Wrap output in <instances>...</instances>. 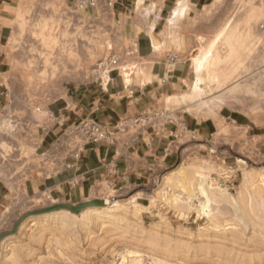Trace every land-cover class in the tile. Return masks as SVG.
Instances as JSON below:
<instances>
[{
	"label": "rangeland",
	"instance_id": "1",
	"mask_svg": "<svg viewBox=\"0 0 264 264\" xmlns=\"http://www.w3.org/2000/svg\"><path fill=\"white\" fill-rule=\"evenodd\" d=\"M85 1L19 2L0 125V181H18L11 186L13 197L0 206V264H264V137L250 143L243 130L224 121L209 141L178 139L172 146L177 160L154 178L145 206L112 188L79 203L107 204L76 214L49 210L79 204L46 195L22 199L25 179L59 169L43 166L44 156L35 150L33 124H40L47 103L71 85L106 80L100 67L110 58L118 60L122 74L131 70L121 63L127 43L111 14L90 15L96 2L92 7ZM198 17L202 30L186 55L195 80L180 99H167L166 108L216 118L228 107L264 134V0H209ZM203 58L197 72L193 63ZM198 78V94L186 98ZM22 116L34 119L27 148ZM21 147L28 159L22 170L16 151Z\"/></svg>",
	"mask_w": 264,
	"mask_h": 264
},
{
	"label": "crops",
	"instance_id": "2",
	"mask_svg": "<svg viewBox=\"0 0 264 264\" xmlns=\"http://www.w3.org/2000/svg\"><path fill=\"white\" fill-rule=\"evenodd\" d=\"M69 1L75 4L80 0ZM19 2L0 0V125L7 89L5 77L10 65L7 47L15 35ZM95 2L89 14L98 15L100 10L111 14L120 37L127 43V58L121 63L131 67V75L124 78L121 71H112L106 84L96 80L65 88L47 103L40 124H33L30 116H22L20 136L24 147L27 148L28 127L33 124L35 150L37 155L44 156L43 166L59 167L51 176L25 179L20 187L25 202L28 197L46 195L53 202L79 204L96 199L112 188L130 192L138 205L145 206L144 201L149 202L152 196L154 178L176 162L172 146L179 138L189 135L209 141L221 128L218 127L221 121L243 130L250 143L264 137L257 132L258 126L252 119L228 107L222 108L216 118L196 116L179 107L166 108L167 99H180L195 80L186 55L190 42L202 30V24L197 22L198 14L209 0ZM10 84L8 81V88ZM167 114L172 121L167 120ZM84 119L112 126L124 119H139L145 126L132 140L118 134L120 140L116 144L90 143L78 156H64L66 148H56L57 143L68 129ZM22 148L16 150L21 154V170L28 166ZM259 148L264 155V142ZM50 152L53 155L45 158ZM10 181L17 183L18 177ZM12 183L0 181V206L13 197Z\"/></svg>",
	"mask_w": 264,
	"mask_h": 264
},
{
	"label": "built area",
	"instance_id": "3",
	"mask_svg": "<svg viewBox=\"0 0 264 264\" xmlns=\"http://www.w3.org/2000/svg\"><path fill=\"white\" fill-rule=\"evenodd\" d=\"M83 4L85 6H94V0H86ZM173 60V58H171ZM100 70L106 77V80L99 78L101 84H106L107 77L112 71H121L120 65L116 58H110L101 64ZM131 71L124 70L123 76L127 78L131 75ZM167 120L172 121V117L167 114ZM145 126V122L139 121V119H124L117 124L106 125L99 124L91 119H84L80 121L75 127L66 131L64 136L57 143L56 148L62 146L65 149L64 156L76 157L84 149V147L90 143L103 142L106 144H116L120 138L118 134H125L128 139H134ZM53 155V152L48 153L45 158Z\"/></svg>",
	"mask_w": 264,
	"mask_h": 264
},
{
	"label": "water",
	"instance_id": "4",
	"mask_svg": "<svg viewBox=\"0 0 264 264\" xmlns=\"http://www.w3.org/2000/svg\"><path fill=\"white\" fill-rule=\"evenodd\" d=\"M105 205V202L102 201V200H95V201H91V202H88V203H83V204H79L77 206H71V205H68V204H56L55 206H53L52 208H50L49 211H55V210H60V209H63V210H67L71 213H79L81 210H84L85 208L87 207H91V206H104ZM24 218V217H23ZM23 219L19 220L15 227H14V230L12 233H15L20 225V222L22 221Z\"/></svg>",
	"mask_w": 264,
	"mask_h": 264
},
{
	"label": "bare ground",
	"instance_id": "5",
	"mask_svg": "<svg viewBox=\"0 0 264 264\" xmlns=\"http://www.w3.org/2000/svg\"><path fill=\"white\" fill-rule=\"evenodd\" d=\"M181 9V8H180ZM183 10V9H182ZM182 12V11H181ZM178 14V13H177ZM170 18H171V16H170ZM168 19L169 21L171 20V19ZM173 20V19H172ZM153 46H156V45H153ZM194 64V67H195V70L197 71V72H200L201 70H202V68L205 66V59L203 58V59H201V60H195V62L193 63ZM199 82H200V79L198 78L197 80H196V82H195V84H194V86H193V90H192V92L190 93V95H188V97L186 96V98H188V99H193L194 97H196L195 95H196V93L198 92L197 91V89H199ZM236 89H237V86H234V87H232L231 89H228V92H227V94H232V93H234V91H236ZM197 91V92H196ZM198 94V93H197ZM217 102V101H216ZM216 102L214 103V104H216ZM204 194V193H203ZM105 204H107V201H105Z\"/></svg>",
	"mask_w": 264,
	"mask_h": 264
}]
</instances>
